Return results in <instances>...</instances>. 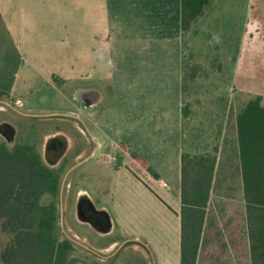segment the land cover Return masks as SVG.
<instances>
[{
  "label": "crops",
  "instance_id": "0c3cea01",
  "mask_svg": "<svg viewBox=\"0 0 264 264\" xmlns=\"http://www.w3.org/2000/svg\"><path fill=\"white\" fill-rule=\"evenodd\" d=\"M181 3V0H0V24L5 31L0 37L9 40L15 57V62L6 63L10 69L9 73L6 71L8 80L14 82L20 77L24 87L26 83L39 82L58 91L70 86L76 90H97L101 100L90 107L93 111L89 118L111 146L123 147L128 174L132 168L139 169L147 180H161V185L167 188L165 178L172 172L179 176L180 182L183 151L213 152L216 166L212 190L223 184L225 191L215 194L228 193L231 190L228 182L234 176L239 179L242 194L235 103L231 112L227 106L226 112L219 113V122L212 118L215 124L206 127L205 131H214L217 136L216 141L213 137L215 142L210 149H205V145L200 151L184 149V93L198 80L193 73L198 66L191 60L190 70L187 69V57L190 58L192 50L186 48L184 37L192 24L186 32L182 28ZM234 40L239 42L238 52L237 48L231 49L224 56L233 61L236 79L237 73L242 72L241 28ZM9 51L1 50L0 54L10 56ZM214 66L217 67L213 73L219 74V65ZM224 81L215 75L212 88ZM27 87L36 88L34 84ZM10 88L0 85V94L12 100L13 88L10 92L3 91ZM211 97L217 99L218 92L212 91ZM102 102L103 107L96 108ZM82 113L89 119V113ZM122 168L113 174L120 175ZM113 174L109 194L123 195L121 177L116 179ZM248 259L250 264L249 242Z\"/></svg>",
  "mask_w": 264,
  "mask_h": 264
},
{
  "label": "rangeland",
  "instance_id": "374dc122",
  "mask_svg": "<svg viewBox=\"0 0 264 264\" xmlns=\"http://www.w3.org/2000/svg\"><path fill=\"white\" fill-rule=\"evenodd\" d=\"M189 24L192 26H189L188 32L187 29L184 30V44L192 50L190 58L187 57V69L190 70L191 60L196 62L198 67L193 73L198 76V80L184 93L183 145L184 149L189 151H200L203 145L205 149H210V144L216 141L214 131L205 129L210 124H215L212 118L218 121L219 113L226 112L227 106L231 112L235 103L238 111L239 105L256 96H260L264 106V0H209L201 15ZM240 28L242 72L237 73V78L234 79V63L229 62V58L224 55L235 48L238 52L239 42L234 39L238 36ZM3 33L5 31L0 24V34ZM1 50L5 53L10 50V56L0 54V85L13 88V91L12 88L3 91H12V101L18 109L0 110V119L13 122L17 129V142L25 140L39 151L42 144L55 132L56 124L62 125L58 118L40 122L35 116H23L20 111L25 112V109L29 108L69 111L74 109L75 102H78L75 98L76 89L70 86L58 91L57 88L39 82L26 83L24 87L20 77L14 82L8 80L7 72L9 73L10 69L6 63L15 62V57L11 54L9 40L0 37ZM214 65H219V74L213 73L214 67H217ZM238 74H241V77ZM215 75L219 76L221 81L225 80L222 83L224 86L220 83L217 88H212ZM33 84L36 88L27 87ZM212 91L218 92L217 99L211 97ZM3 99L6 97L0 94V101ZM19 101H22V105L16 104ZM103 104L102 102L96 108L103 107ZM92 111L90 107L83 109L84 113H89L88 118ZM202 120H205V123ZM66 131L65 137L70 141L71 134L67 127ZM114 150L111 147L109 152L112 154ZM99 163L98 161V166ZM98 168L99 177L97 173L94 179L77 181L80 186L77 193L85 191L91 196V201L97 209L107 213L109 226L95 229L90 223L74 216H71L72 222L75 221V231L86 237L84 239L93 244L95 251L96 248L107 245L113 247L112 242L121 245L111 256L108 252L112 247L99 249L98 252L103 255L101 259L73 245L74 249L70 253L73 261L71 263L92 264L97 260L106 264H179V176H174L172 172L171 176L165 178L168 187L164 188L161 180L151 182L139 169L132 168L129 174V171L123 169L120 175L113 174L116 179L121 177L124 192L120 194L123 195L112 197L101 192L98 187L99 183L105 178L110 179L112 175H107V171ZM85 173L86 170L81 176ZM228 184L231 185L228 193L215 194L216 191H225V185L222 184L219 188L214 185L215 188L210 194L196 264H249L244 201L238 177L234 179L232 176ZM6 240V236L0 231V249ZM131 241L138 245H131Z\"/></svg>",
  "mask_w": 264,
  "mask_h": 264
},
{
  "label": "trees",
  "instance_id": "16d2710c",
  "mask_svg": "<svg viewBox=\"0 0 264 264\" xmlns=\"http://www.w3.org/2000/svg\"><path fill=\"white\" fill-rule=\"evenodd\" d=\"M181 1L185 30L209 0ZM235 126L250 264H264V106L260 96L240 107ZM38 160L30 146L10 149L0 144V231L7 238L0 249L1 264H72L73 243L57 232L54 195L59 173L46 170ZM215 166L213 152L181 153L179 264H196ZM45 190L52 194L47 204L39 201V193ZM92 264L106 263L94 260Z\"/></svg>",
  "mask_w": 264,
  "mask_h": 264
},
{
  "label": "flooded vegetation",
  "instance_id": "af4514ba",
  "mask_svg": "<svg viewBox=\"0 0 264 264\" xmlns=\"http://www.w3.org/2000/svg\"><path fill=\"white\" fill-rule=\"evenodd\" d=\"M17 105H22L17 102ZM76 107L71 110L52 111L50 109H25V112L20 113L25 115L35 116L40 122H49L50 120L59 119L62 126L56 124V129L53 135L42 144L41 150L36 151L30 143L24 141H16V127L9 122V120L0 119V144H4L8 148H13L19 144L30 146L31 149L38 155L39 165L43 166L46 170H53L59 173L57 192L54 195L56 202V211L58 215L57 232L59 237L70 240L73 245L79 246L87 253H91L101 259L102 253L99 249L112 247L111 245L103 246L93 249V244L86 241L83 235L75 231V221L72 222L71 216L78 217L83 221L91 224L93 228H100L105 222V211L97 209L92 203L91 196L81 191L77 193L80 186L77 181L91 180L97 176L99 177V168L107 171V175L113 174V171L122 168L126 171L130 169L123 163L124 149L122 146H111L106 138L102 137L95 128L92 122L82 113L86 106L83 102H75ZM17 106L10 99H3L0 101V110L17 111ZM34 120V119H33ZM8 122V123H7ZM66 127L71 134V143L66 135ZM114 148V152H109L110 148ZM100 162L99 166L97 165ZM110 165L111 171L108 169ZM116 168V169H115ZM86 170V173L81 174ZM89 171V172H87ZM107 177V176H106ZM111 179V178H110ZM110 179L105 178L98 187L101 192L109 194L108 184ZM81 184V183H80ZM77 193V194H76ZM52 200V194L49 190L41 191L39 193V201L47 204ZM85 218H88L85 220ZM102 221V223H101ZM101 223V224H100ZM101 229V228H100ZM83 237V238H81ZM126 243L128 242L125 241ZM113 247L109 250L108 254L114 253L120 243H111ZM118 244V246L116 245ZM125 244V243H124ZM122 244V245H124ZM131 245L135 244L133 241ZM138 249V247H136ZM107 253V252H106ZM110 258V257H109Z\"/></svg>",
  "mask_w": 264,
  "mask_h": 264
},
{
  "label": "water",
  "instance_id": "95a60500",
  "mask_svg": "<svg viewBox=\"0 0 264 264\" xmlns=\"http://www.w3.org/2000/svg\"><path fill=\"white\" fill-rule=\"evenodd\" d=\"M75 98L78 99V101L83 102L86 107H94L101 100V94L94 89H78L75 90ZM104 214H105V222L103 226H101L100 228H108L109 226V222H110L109 217L107 213ZM87 219L88 218H85V220Z\"/></svg>",
  "mask_w": 264,
  "mask_h": 264
}]
</instances>
